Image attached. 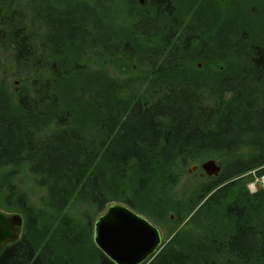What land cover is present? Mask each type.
Segmentation results:
<instances>
[{"label": "trees", "instance_id": "1", "mask_svg": "<svg viewBox=\"0 0 264 264\" xmlns=\"http://www.w3.org/2000/svg\"><path fill=\"white\" fill-rule=\"evenodd\" d=\"M256 170L264 0H0V211L23 219L0 264H114L113 203L174 234L144 264H264Z\"/></svg>", "mask_w": 264, "mask_h": 264}, {"label": "water", "instance_id": "2", "mask_svg": "<svg viewBox=\"0 0 264 264\" xmlns=\"http://www.w3.org/2000/svg\"><path fill=\"white\" fill-rule=\"evenodd\" d=\"M198 166L194 167V170ZM208 176L221 167L213 160L202 164ZM23 219L0 211V251L20 238ZM95 246L114 264H144L163 248L160 230L125 204L113 203L93 225Z\"/></svg>", "mask_w": 264, "mask_h": 264}, {"label": "rangeland", "instance_id": "3", "mask_svg": "<svg viewBox=\"0 0 264 264\" xmlns=\"http://www.w3.org/2000/svg\"><path fill=\"white\" fill-rule=\"evenodd\" d=\"M211 161V160H209ZM206 163V162H205ZM216 163H219V162H216ZM218 165V164H217ZM195 166H198V169L194 170V167ZM221 172V171H220ZM258 170H256L255 172H253V181H256L258 178H261V177H264V175L262 174V176H258ZM220 173H218L217 175H211V176H208L205 171L202 169V164L201 165H193L189 170H188V174L184 177L182 176L181 180H180V183H179V186H178V192L182 195V194H185L184 192L185 191H189V189L194 185V184H197V183H200V181H207V176L208 177H218ZM252 177V178H253ZM251 180V182H253ZM251 182H249L248 184V188L250 190L251 193H257L258 191H260L261 188H264V186H261L260 184H252ZM228 183L226 182L225 185H227ZM224 185H221L219 187L222 188ZM42 193L40 192L38 195H41ZM36 193H32V200L34 203H37L39 197ZM108 208V206L102 211L99 213L98 216L95 217V221L98 219V217L100 215H102L105 210ZM86 211V210H84ZM83 211V212H84ZM82 212V213H83ZM90 213V212H89ZM9 215V214H7ZM210 218V217H209ZM208 218V219H209ZM202 220H204V218H201ZM95 223V222H94ZM155 224V223H154ZM155 226L160 230L162 236H163V246L165 243H167L168 241L171 240V238L174 236V234L171 235V231L168 229V227L166 225H162V224H155ZM187 229L189 230V234L188 235H191L192 233L195 234L197 231H195L194 227H193V224L191 223L190 226H187ZM192 229V230H191ZM173 230V229H172ZM162 246V247H163Z\"/></svg>", "mask_w": 264, "mask_h": 264}, {"label": "clouds", "instance_id": "4", "mask_svg": "<svg viewBox=\"0 0 264 264\" xmlns=\"http://www.w3.org/2000/svg\"><path fill=\"white\" fill-rule=\"evenodd\" d=\"M253 185L254 184H260L261 186H264V177L258 178L256 181L251 182Z\"/></svg>", "mask_w": 264, "mask_h": 264}]
</instances>
